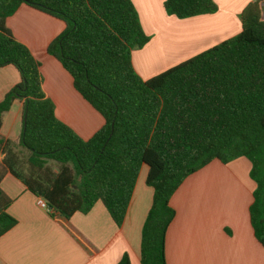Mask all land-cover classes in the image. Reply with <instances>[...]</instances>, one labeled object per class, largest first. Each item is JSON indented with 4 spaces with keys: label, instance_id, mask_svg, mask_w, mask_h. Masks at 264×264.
<instances>
[{
    "label": "trees",
    "instance_id": "obj_1",
    "mask_svg": "<svg viewBox=\"0 0 264 264\" xmlns=\"http://www.w3.org/2000/svg\"><path fill=\"white\" fill-rule=\"evenodd\" d=\"M55 17L65 29L47 52L69 73L73 88L103 119L87 140L57 120L42 91L39 63L4 20L20 5ZM179 20L213 14V0H164ZM235 36L147 79L131 54L144 33L131 0H0V68L19 82L0 101V126L15 100L23 102L18 146L0 139V179L9 172L49 213L66 219L100 202L121 226L141 168L152 190L139 247L140 264H166L164 241L175 216L170 197L213 160L245 158L255 183L249 216L264 246V0L238 15ZM0 190V237L17 223ZM117 264H129L123 255Z\"/></svg>",
    "mask_w": 264,
    "mask_h": 264
},
{
    "label": "crops",
    "instance_id": "obj_2",
    "mask_svg": "<svg viewBox=\"0 0 264 264\" xmlns=\"http://www.w3.org/2000/svg\"><path fill=\"white\" fill-rule=\"evenodd\" d=\"M131 1L149 37L143 48L132 52V65L147 80L238 34V15L253 0H213L215 13L182 20L165 14L164 0ZM4 25L39 63L42 91L53 103L57 120L81 139H89L103 119L47 52L65 29L64 22L22 4ZM18 82L15 68H0V101ZM22 114L23 102L13 101L0 126V139L13 149ZM250 167L243 157L228 164L213 160L181 183L169 200L175 216L165 234L166 264H264V246L255 238L249 216L255 189ZM145 176L143 167L118 227L100 202L88 213L76 212L68 219L50 215L36 205L37 197L5 172L0 190L10 200L7 214L17 223L0 237V264H117L123 255L129 264H140L141 229L152 198Z\"/></svg>",
    "mask_w": 264,
    "mask_h": 264
},
{
    "label": "built area",
    "instance_id": "obj_3",
    "mask_svg": "<svg viewBox=\"0 0 264 264\" xmlns=\"http://www.w3.org/2000/svg\"><path fill=\"white\" fill-rule=\"evenodd\" d=\"M36 205H37L39 208H41V209H43V210H45V211H47V212H50V211L48 210L47 206H46L45 201L42 200L41 198H38V199H37V201H36Z\"/></svg>",
    "mask_w": 264,
    "mask_h": 264
},
{
    "label": "rangeland",
    "instance_id": "obj_4",
    "mask_svg": "<svg viewBox=\"0 0 264 264\" xmlns=\"http://www.w3.org/2000/svg\"><path fill=\"white\" fill-rule=\"evenodd\" d=\"M138 50H140V49H138ZM135 51V50H134ZM137 51V50H136ZM41 75V74H40ZM41 78H42V76H41ZM13 145L15 146L14 147V149L15 150H17V151H21V153H25L19 146H18V142L17 141H15L14 143H13ZM0 159H1V153H0Z\"/></svg>",
    "mask_w": 264,
    "mask_h": 264
}]
</instances>
